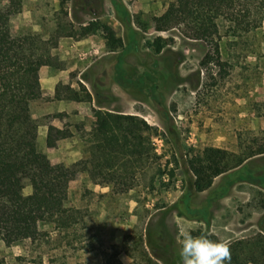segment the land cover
Here are the masks:
<instances>
[{
  "label": "rangeland",
  "instance_id": "374dc122",
  "mask_svg": "<svg viewBox=\"0 0 264 264\" xmlns=\"http://www.w3.org/2000/svg\"><path fill=\"white\" fill-rule=\"evenodd\" d=\"M6 7L14 11L8 26L13 38L45 41L71 33L78 41L88 22L117 19L121 50L103 47L93 62L83 46L85 64L59 62L54 49L53 67L73 65L75 89L77 73L84 71L96 109L139 116L158 135L151 139L154 163L134 168L125 184L101 187L88 177L81 139L94 122L91 111L59 114L47 97L32 102L26 114L37 125L38 150L54 166L79 165L61 204L70 210L62 217L69 227L38 224L43 235L34 243L7 247L0 239V264H146L143 252L163 259L159 264H182L179 241L186 230L226 245L264 234V154L254 155L264 151V21L247 34L219 22L220 67L202 65L214 47L185 37L182 25L154 31V19L172 9L173 0H0V8ZM55 118L74 137L47 148V128ZM206 147L244 162L216 178L208 191L191 194L186 156ZM30 191L26 187L24 194Z\"/></svg>",
  "mask_w": 264,
  "mask_h": 264
},
{
  "label": "trees",
  "instance_id": "16d2710c",
  "mask_svg": "<svg viewBox=\"0 0 264 264\" xmlns=\"http://www.w3.org/2000/svg\"><path fill=\"white\" fill-rule=\"evenodd\" d=\"M173 1L172 9L154 19V31L160 33L182 25L185 37L214 47V53L206 54L202 65H224L219 47L220 21L228 24L230 32L240 34L258 29L264 21V0ZM10 8H0V239L7 247L22 240L36 242L43 235L37 229L38 224L51 223L56 229L69 227L64 226L62 217L70 210L63 209L61 204L64 191L75 179L79 167L78 164L65 168L52 165L38 150L37 125L28 122L26 114L32 102L42 99L38 71L53 67L51 50L57 48L58 39L63 36L45 41L31 35L11 37L8 26L14 11ZM79 30L82 39L99 34L108 52L122 49L123 43L115 31L98 20ZM65 37L73 35L67 33ZM54 100L90 104L93 98L82 85L75 90L59 84ZM91 113L94 122L81 139L87 154V174L93 184L101 187L125 184L134 168L145 169L155 162L151 139L158 135L156 127L135 115L93 108ZM72 137L74 133L65 128L48 126L46 147L53 148L59 140ZM258 154L264 151L260 149L254 155ZM243 162L219 148L190 149L185 171L190 193L208 191L216 178ZM26 187L31 191L25 195ZM227 246L230 264H264V234L239 239ZM142 256L146 264L163 262L153 252L152 257L146 252Z\"/></svg>",
  "mask_w": 264,
  "mask_h": 264
},
{
  "label": "crops",
  "instance_id": "0c3cea01",
  "mask_svg": "<svg viewBox=\"0 0 264 264\" xmlns=\"http://www.w3.org/2000/svg\"><path fill=\"white\" fill-rule=\"evenodd\" d=\"M106 25L111 27L115 31V33L121 27V23L115 18L109 19ZM88 37L82 40H78V41H75L72 38H61L60 41L58 42L57 48L55 49L54 56L58 57L59 62H62V63H67V62L75 63L76 61L78 63V61L83 58L82 56H84V54L88 52V55H90V58H92L93 62L100 60L101 57L100 56L97 57V53L101 52L105 48L104 40L102 39V37H100V39L97 41L96 35H91ZM83 46L88 47L86 48L88 49L87 52L82 53L80 51V49H82ZM76 56L77 58L79 57L80 59H77ZM89 60L91 59L88 58V61ZM82 61L84 60L82 59ZM89 64L86 65L85 67L86 70L89 68V66H91ZM81 66L83 67L84 64L82 63ZM72 68H73V65H66L60 69H54V67L40 68V70L38 71V82L40 85L42 97H47L49 100L46 101L47 102L46 104L48 106L50 105L56 106L57 113L59 114L65 113L69 115L68 112L77 111L78 114L80 115L82 114L86 116V115H89L92 108L93 109H96V108H95V100L90 91V88L86 84V82L82 80L81 78L82 72L84 71H80L77 73L76 85H78V87L79 85H82L85 87V89L91 94L93 98L92 103L87 104V103H76V102L64 101V100H61V101L54 100L55 89L57 85L59 84L64 85V86L69 85L72 89H75L74 87L75 84L72 82L71 76H70L74 72ZM75 90H78V89H75ZM97 109L108 110L104 108H97ZM61 119H62L61 121H64L66 117H61ZM55 121H58L59 123H55ZM48 126H53L59 130L64 128V124H62L60 120L59 119L57 120L56 118L53 119L52 122ZM66 140L68 139L58 141L57 145L59 146V144H63Z\"/></svg>",
  "mask_w": 264,
  "mask_h": 264
},
{
  "label": "clouds",
  "instance_id": "9594fccd",
  "mask_svg": "<svg viewBox=\"0 0 264 264\" xmlns=\"http://www.w3.org/2000/svg\"><path fill=\"white\" fill-rule=\"evenodd\" d=\"M179 256L182 264H230L229 247L207 236H193L185 231L179 241Z\"/></svg>",
  "mask_w": 264,
  "mask_h": 264
}]
</instances>
